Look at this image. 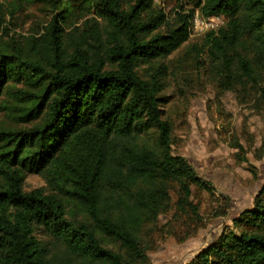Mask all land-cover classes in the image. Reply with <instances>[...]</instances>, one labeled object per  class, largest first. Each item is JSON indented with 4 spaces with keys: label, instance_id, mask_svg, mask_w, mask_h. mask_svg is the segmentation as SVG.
<instances>
[{
    "label": "trees",
    "instance_id": "obj_1",
    "mask_svg": "<svg viewBox=\"0 0 264 264\" xmlns=\"http://www.w3.org/2000/svg\"><path fill=\"white\" fill-rule=\"evenodd\" d=\"M39 2L55 12L43 31L0 35V264H149L142 234L171 184L181 207L193 185L211 191L173 153L164 61L197 10L223 17L198 54L221 88L249 83L264 101V0H191L172 19L154 0H15L12 13ZM29 174L51 191H26ZM186 264H264V184Z\"/></svg>",
    "mask_w": 264,
    "mask_h": 264
},
{
    "label": "rangeland",
    "instance_id": "obj_2",
    "mask_svg": "<svg viewBox=\"0 0 264 264\" xmlns=\"http://www.w3.org/2000/svg\"><path fill=\"white\" fill-rule=\"evenodd\" d=\"M189 1L154 0V4L172 19L180 5L190 8ZM14 3L0 0V35L38 34L55 14L41 2L12 13ZM202 39L193 32L164 61L168 73L163 94L170 98L164 111L173 125V153L185 157L211 191L193 185L191 204L181 207V189L171 184L166 207L142 234L149 264L188 263L234 228L235 218L253 207L264 184V101L249 83L236 90L221 88L209 58L198 54ZM4 121L7 118L0 113V122ZM35 188L51 191L42 175H27L24 189ZM193 206H198L197 213ZM36 235L49 245L53 242L42 231Z\"/></svg>",
    "mask_w": 264,
    "mask_h": 264
},
{
    "label": "built area",
    "instance_id": "obj_3",
    "mask_svg": "<svg viewBox=\"0 0 264 264\" xmlns=\"http://www.w3.org/2000/svg\"><path fill=\"white\" fill-rule=\"evenodd\" d=\"M222 18L220 16L205 17L202 16L197 10L191 24V34L197 33L202 35L207 31L217 29L221 24H223ZM215 22H221L219 25H215ZM216 26V27H215Z\"/></svg>",
    "mask_w": 264,
    "mask_h": 264
}]
</instances>
